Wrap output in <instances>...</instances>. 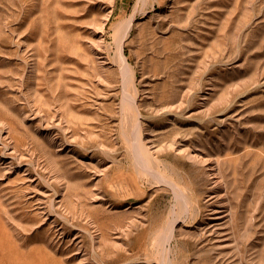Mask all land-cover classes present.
<instances>
[{
	"label": "rangeland",
	"instance_id": "374dc122",
	"mask_svg": "<svg viewBox=\"0 0 264 264\" xmlns=\"http://www.w3.org/2000/svg\"><path fill=\"white\" fill-rule=\"evenodd\" d=\"M0 264H264V0H0Z\"/></svg>",
	"mask_w": 264,
	"mask_h": 264
}]
</instances>
